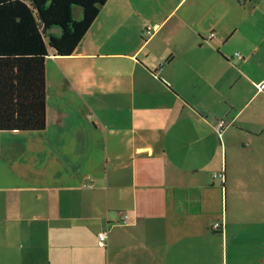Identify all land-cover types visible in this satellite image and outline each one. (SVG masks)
Listing matches in <instances>:
<instances>
[{
	"label": "crops",
	"instance_id": "0c3cea01",
	"mask_svg": "<svg viewBox=\"0 0 264 264\" xmlns=\"http://www.w3.org/2000/svg\"><path fill=\"white\" fill-rule=\"evenodd\" d=\"M188 1L107 0L48 55L45 128L0 131V264H264V0Z\"/></svg>",
	"mask_w": 264,
	"mask_h": 264
},
{
	"label": "trees",
	"instance_id": "16d2710c",
	"mask_svg": "<svg viewBox=\"0 0 264 264\" xmlns=\"http://www.w3.org/2000/svg\"><path fill=\"white\" fill-rule=\"evenodd\" d=\"M106 1L0 0V131L45 128L46 58L72 54Z\"/></svg>",
	"mask_w": 264,
	"mask_h": 264
},
{
	"label": "built area",
	"instance_id": "2783aa9c",
	"mask_svg": "<svg viewBox=\"0 0 264 264\" xmlns=\"http://www.w3.org/2000/svg\"><path fill=\"white\" fill-rule=\"evenodd\" d=\"M152 32H153L152 28H151V29H148V30L146 31V33H147L148 35H151ZM213 35H214V33H210L209 36H208V38H212ZM237 54H238V53H237ZM259 88H261V85H259ZM226 124H227V122H226L225 119H220V120H218V121L216 122V125L214 126V129H215V131H216V133H217L218 136H219V135L221 136V134H222V132H223V130H224ZM214 178H218V179L223 180V179H224V172L221 170V171H219V172L214 173ZM86 186L91 187L92 185H91V183L88 182V183L86 184ZM221 227H222V225H221V223L218 222V221H216V222H214V223L212 224V228H213L214 230H219V229H221ZM105 240H106V232H105V231H101V232H99V233H98V244H99L100 246H104V245H105Z\"/></svg>",
	"mask_w": 264,
	"mask_h": 264
},
{
	"label": "rangeland",
	"instance_id": "374dc122",
	"mask_svg": "<svg viewBox=\"0 0 264 264\" xmlns=\"http://www.w3.org/2000/svg\"><path fill=\"white\" fill-rule=\"evenodd\" d=\"M189 1H190V0H189ZM189 1H188V2H189ZM165 3H167V2H165ZM216 136H217V135H216ZM217 137H218V136H217ZM220 137H221V136L219 135V137H218V138H220Z\"/></svg>",
	"mask_w": 264,
	"mask_h": 264
}]
</instances>
